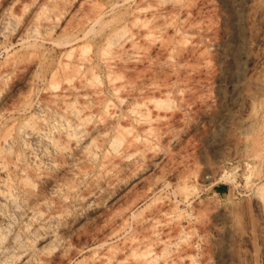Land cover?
<instances>
[{"label":"bare ground","instance_id":"obj_1","mask_svg":"<svg viewBox=\"0 0 264 264\" xmlns=\"http://www.w3.org/2000/svg\"><path fill=\"white\" fill-rule=\"evenodd\" d=\"M31 2L34 10L22 20L13 11L19 0L0 1V35L14 28L17 41L25 49L18 61L0 67V84L19 75L26 76L29 84L37 70L50 80L44 98L34 106L38 113L0 129V264H70L76 255L91 250L88 242L77 248L71 243L78 239L77 225L86 219L109 227L99 242L100 250L92 255V264H194L187 254L168 249L170 242L158 254L153 239L139 241L131 257L124 258L123 252L133 247L134 239L121 248L109 246L108 241L123 235L126 217L123 213L109 216L103 212V202L112 187L126 186L124 179L136 178L138 168L154 169L165 159L153 151L149 139L168 116L165 111L173 108L170 97L193 96L190 84L178 86L175 82L165 88L140 72L133 76L136 68L130 65L124 63V72L118 69L127 52L132 62L148 58L135 51L133 36L127 37L131 46L124 49L127 42L121 39L128 22L135 25L144 20L149 26H145L142 36L153 38L157 21L165 17L163 6L158 3L144 10L139 4L122 22L116 16L108 17L103 6L87 1L82 14L66 22V38L59 42L55 39L59 21L69 16L71 5L53 6L52 0ZM227 7L232 12L233 33L243 43L238 47L239 60L231 62L240 75L259 56L247 41L255 30L256 11L245 0H230ZM97 25L107 27L109 32L100 34L91 53L85 55L79 49L91 42L88 28ZM197 32L205 33L201 28ZM45 43L65 48L63 59L55 62ZM215 51L235 52L231 45H217ZM174 60L175 48L163 43L160 58L148 65L152 77L164 69L175 72ZM179 70L188 74L193 68L184 65ZM98 72L106 79L100 84ZM237 82H232L229 92L221 91L219 98L233 104L247 100L249 96ZM7 102L5 98L0 100V112ZM14 108L11 111L17 110ZM250 147L260 168L257 181L263 182L264 137L252 138ZM129 170L132 171L127 174ZM91 176L94 177L89 181ZM84 185L87 187L82 193ZM157 185L149 188L148 197L155 193ZM254 198V221L259 226L260 239L256 245L264 255V183L259 184ZM164 206L168 204L162 203L157 210L163 215L167 214ZM5 214L16 219V224H10ZM157 216L152 214L138 222L135 230L152 228ZM152 235L156 236L157 231ZM231 244L230 240L220 242L218 248L228 251Z\"/></svg>","mask_w":264,"mask_h":264},{"label":"rangeland","instance_id":"obj_2","mask_svg":"<svg viewBox=\"0 0 264 264\" xmlns=\"http://www.w3.org/2000/svg\"><path fill=\"white\" fill-rule=\"evenodd\" d=\"M87 1L103 6L108 17L116 16L122 22L131 17L139 4L147 10L160 3L165 17L157 21L153 38L142 36L149 24L138 20L135 25L128 22L121 39L127 42V37L133 36L135 51L148 58L132 62L133 57L127 52L118 69L124 72V63L130 65L136 68L133 76L140 72L165 88L175 82L178 86L190 84L193 95L182 94L184 99H175L172 95L173 108L165 111L168 116L156 126L149 139L153 151L165 159L154 169L138 168L140 173L136 178H125L127 185L122 188L112 187L103 202L106 215L123 213L127 220L123 235L110 238L108 245L121 248L134 239L133 247L123 252L124 258H130L139 241L153 239L158 254L170 242L168 249L187 254L194 264H264L262 250L256 245L260 241L259 226L254 221V192L264 180L257 181L260 168L251 156L250 147L252 138L264 137V0H245L256 11L255 30L247 41L259 56L240 75V70L231 63L239 60L238 47L243 43L233 33L232 12L227 7L230 0H52L53 6L68 4L72 8L69 16L59 21L57 41L66 38V22L77 19ZM33 10L31 0H19L13 8L22 20ZM200 28L205 31L204 35L197 32ZM88 32L91 42L79 49L85 55L91 53L92 44L100 34H107L109 30L97 25L94 29L88 28ZM16 34L14 28H9L0 35V67L18 61L25 52ZM163 43L175 48L177 68L175 72L158 71L154 78L148 65L160 58ZM45 45L55 62L63 59L65 48L59 49L52 43ZM217 45H231L235 52L215 51ZM130 46L131 42H127L124 49ZM184 65L193 70L188 74L180 72L179 68ZM98 74V84L106 81L104 74ZM45 75L37 70L29 84L24 75L0 84V100H8L0 112V129L38 113L34 106L44 98L50 81ZM232 82L243 88L249 96L247 100L233 104L219 98L221 91L231 90ZM22 106L25 108L19 110ZM12 108L17 110L11 111ZM137 132L143 135L141 130ZM156 184L157 190L148 197L149 188ZM86 187L82 186L80 192L84 193ZM162 203L168 204L164 206L165 215L157 211ZM152 214L158 215L152 228L135 230L138 222ZM5 217L10 224H16V219L6 214ZM108 230V226L95 219H86L77 225L78 239L71 242L73 247L88 242L91 250L85 255H76L70 264H92V255L100 250L99 242ZM152 231H157V235H152ZM228 240L231 247L221 252L218 244Z\"/></svg>","mask_w":264,"mask_h":264}]
</instances>
